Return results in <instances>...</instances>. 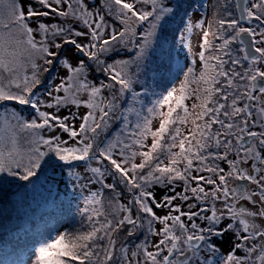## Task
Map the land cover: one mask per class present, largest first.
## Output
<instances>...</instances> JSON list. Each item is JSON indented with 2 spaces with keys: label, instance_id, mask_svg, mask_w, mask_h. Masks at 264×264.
Instances as JSON below:
<instances>
[{
  "label": "snow or ice",
  "instance_id": "snow-or-ice-1",
  "mask_svg": "<svg viewBox=\"0 0 264 264\" xmlns=\"http://www.w3.org/2000/svg\"><path fill=\"white\" fill-rule=\"evenodd\" d=\"M186 3L0 0V229L44 185L83 203L31 264H264V0Z\"/></svg>",
  "mask_w": 264,
  "mask_h": 264
},
{
  "label": "trees",
  "instance_id": "trees-1",
  "mask_svg": "<svg viewBox=\"0 0 264 264\" xmlns=\"http://www.w3.org/2000/svg\"><path fill=\"white\" fill-rule=\"evenodd\" d=\"M169 64L174 65L167 63L160 66L161 77L158 79L157 85L164 83V79L167 77L165 69ZM189 102L191 103V101L186 103L189 104ZM48 174L52 175L51 172ZM56 178L60 179L58 174ZM48 188L52 189L51 192L48 191ZM123 199L126 200L127 197ZM70 200L71 204H69ZM82 207V201L72 198L70 194L65 195L63 183L44 185L38 191L30 192L27 198L18 204L16 210L11 213L12 220L7 228L0 229V264H22L25 262L26 258L32 254L35 242L41 234H46L48 229L79 227L81 219L79 208ZM158 214L161 213L158 212ZM158 227L159 225H157Z\"/></svg>",
  "mask_w": 264,
  "mask_h": 264
},
{
  "label": "rangeland",
  "instance_id": "rangeland-1",
  "mask_svg": "<svg viewBox=\"0 0 264 264\" xmlns=\"http://www.w3.org/2000/svg\"><path fill=\"white\" fill-rule=\"evenodd\" d=\"M221 2H222V0H191V1L187 0L185 7H188V4L191 5V7L188 8V11L191 13L193 20L204 18L205 16L208 17L207 19H211L213 14H214L215 9L220 6ZM230 7L234 9V0H231ZM178 22H179V19H177L176 23L169 24L167 27L169 29H172L175 27L176 24H178ZM199 41H200V35L198 33L194 34L192 37V43L194 46V51L199 50L198 49ZM168 48H169V45L164 44V50H167ZM186 54H187L186 51H180L179 47H177L176 51H173L171 53L172 59L169 60L168 55H167V51H165L163 55H161L160 50L157 51V56H159L160 60L164 62L163 64L172 63V64H174L173 66H175L176 64L184 65L185 63H187V61L184 59ZM157 64H159V61H154L152 64H150L147 75H142V77H141L142 80L146 81V84L144 86L148 87L149 89L156 87L158 79L161 77L160 76V70L158 73H154L152 71V68L156 67ZM161 70L163 71V69H161ZM59 74L64 75V72L61 71ZM166 76H167V73H166ZM165 81H166V79H164V83H165ZM56 82L58 83L59 81L57 80ZM137 89L141 90V91L143 90L142 86H140V85H137ZM157 90H159V89L157 88ZM190 104L191 103L189 102V106H190ZM72 110L76 111L75 108H73ZM28 111H30V110L26 109L25 113L27 114ZM79 111L82 113L86 110L81 108ZM61 114L65 115V114H67V112L62 111ZM76 123L78 126L79 121H77ZM154 126H158V123L154 122ZM64 229H65V227H61L59 230L62 231ZM32 259H33V256H32V254H30L26 258V261L23 262L22 264H31Z\"/></svg>",
  "mask_w": 264,
  "mask_h": 264
},
{
  "label": "flooded vegetation",
  "instance_id": "flooded-vegetation-1",
  "mask_svg": "<svg viewBox=\"0 0 264 264\" xmlns=\"http://www.w3.org/2000/svg\"><path fill=\"white\" fill-rule=\"evenodd\" d=\"M234 3H235V0H234ZM237 15H238V13H237ZM208 18V17H207ZM254 187V186H253ZM223 248H224V251H227L228 250V245L227 244H225L224 246H223Z\"/></svg>",
  "mask_w": 264,
  "mask_h": 264
},
{
  "label": "water",
  "instance_id": "water-1",
  "mask_svg": "<svg viewBox=\"0 0 264 264\" xmlns=\"http://www.w3.org/2000/svg\"><path fill=\"white\" fill-rule=\"evenodd\" d=\"M240 2L242 3V2H243V0H240Z\"/></svg>",
  "mask_w": 264,
  "mask_h": 264
}]
</instances>
